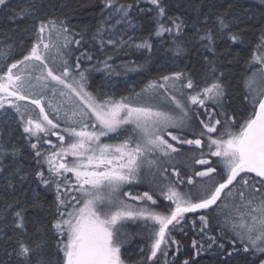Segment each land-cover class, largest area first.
Returning a JSON list of instances; mask_svg holds the SVG:
<instances>
[{"label": "snow or ice", "instance_id": "snow-or-ice-1", "mask_svg": "<svg viewBox=\"0 0 264 264\" xmlns=\"http://www.w3.org/2000/svg\"><path fill=\"white\" fill-rule=\"evenodd\" d=\"M101 2L95 30L76 31L52 0H0L8 23L30 21L0 33V264H175L189 228L194 256L264 264V23L197 0ZM113 16L141 34L124 39ZM164 44L173 55L139 91H108ZM233 48L247 56L236 86ZM133 50L143 62L115 63Z\"/></svg>", "mask_w": 264, "mask_h": 264}, {"label": "trees", "instance_id": "trees-1", "mask_svg": "<svg viewBox=\"0 0 264 264\" xmlns=\"http://www.w3.org/2000/svg\"><path fill=\"white\" fill-rule=\"evenodd\" d=\"M19 1L21 2V0H10L8 7L15 8L16 5L20 4L17 3ZM52 3L56 6V8H58L61 12H63L64 15H66L70 19L71 26H73L76 31H80L81 28H83L84 26H89L94 31L95 25L98 24L101 20V0H52ZM114 3L117 6L127 5L133 3V0H114ZM197 3L204 6L203 10L205 12H221L231 7L235 15L241 18V21H247L250 19L252 21V24H255L257 21L264 23V21H261V17H264V0H197ZM212 3H215L217 5L222 4L223 8L217 7L215 9H210L209 7H207V5ZM102 15L104 19H107L109 17L108 10L106 9ZM29 24L30 21H21L18 24L8 23L6 15L3 12H0V33H6L10 36H15L19 33L14 30L19 29L22 32L24 28L29 26ZM252 24L241 22L240 28L250 29L252 27ZM208 26L210 27L211 24H209ZM140 34L141 33L136 32L132 35ZM143 34L147 35L146 32ZM249 35H251V32L249 33ZM8 42L12 43L11 40ZM73 47L75 46L73 45ZM168 47V44H164L163 47H161L159 51L149 60V63L145 65L142 72L131 71L125 73L124 70L118 69V71H121V75L113 77L114 87L108 89V91L116 92L117 94H127V90L129 89V87H135V90L139 91L140 88L143 87V84L147 82V80L152 79L158 74L156 69L160 65H162L168 57L173 55L172 52L166 51ZM223 47L224 45L221 44L218 48V51L221 50ZM82 50L83 49H81V51ZM21 51L22 50L19 47L16 48L17 54ZM232 51L234 55L239 53L241 56V59L239 61V68L233 69V72L237 74V79L233 81V85L236 86L239 81V76L240 74H242L243 68L245 67L244 61L245 59H247V56L240 51V48H233ZM13 58H19V55H15ZM99 58L103 59L102 56H100ZM144 59L145 57L140 56L139 53H136L133 50V54H129L126 56L124 55V53H121L120 58L115 59V63L120 64L125 60H139L143 62ZM184 62H187V57L184 58ZM177 63H179L181 67L184 66L183 63H181L180 61H177ZM105 79L106 77L102 71H93L89 73V84L91 85V87L88 90L95 92L96 86L104 82ZM247 114L248 112L242 109L241 113H239L238 115H241L242 117L246 118ZM13 132V141H19L20 130L14 127ZM104 142L112 143L116 141L108 140L105 138ZM26 154L27 153L25 152L24 155ZM5 162L10 163V161ZM23 187L27 188L28 185L26 184ZM32 187H35V184H33ZM141 190L145 189L141 188ZM27 195L30 196L31 193L29 192L27 193ZM46 195L49 200L54 198V193H47ZM186 215H188L190 220L196 219V217L198 216V214ZM198 226L199 225H197V227ZM138 229L139 226L132 228L126 227L122 231H126L129 234H133L136 233ZM176 238L182 241L184 247H182L181 250L177 252L175 258L170 257L171 259H175V264H182V262L188 258H193L194 264H219L220 257L215 254V249L209 250L207 252H201L199 256H194V250L191 248V241L193 238L198 237H195V233L191 231V228H189L188 235L186 237L181 233H176ZM141 243L142 241H140L139 237H132L130 242L124 245L122 249V252L124 253L125 257L131 255L133 259H139L137 252L138 247ZM250 258V256L245 257L243 254H241L240 256L233 258L232 264H245V260Z\"/></svg>", "mask_w": 264, "mask_h": 264}, {"label": "rangeland", "instance_id": "rangeland-1", "mask_svg": "<svg viewBox=\"0 0 264 264\" xmlns=\"http://www.w3.org/2000/svg\"><path fill=\"white\" fill-rule=\"evenodd\" d=\"M17 3H21L20 1L19 2H17ZM114 11V10H113ZM108 12H109V10H108ZM117 20H119V16H113L112 17V19H111V23L113 24V25H116V28L117 29H119V28H121V27H125V35L123 36V38L124 39H127V37L128 36H130V35H132L133 34V32L131 31V30H128V29H126V26H122V25H118V24H116V21ZM136 226H138V225H133V224H129V226H127V227H129V228H132V227H136ZM132 239V237H130V240ZM126 245V244H125ZM171 259V258H170Z\"/></svg>", "mask_w": 264, "mask_h": 264}]
</instances>
